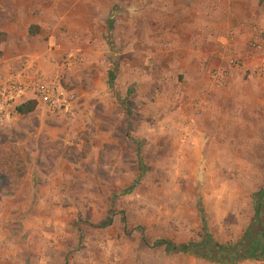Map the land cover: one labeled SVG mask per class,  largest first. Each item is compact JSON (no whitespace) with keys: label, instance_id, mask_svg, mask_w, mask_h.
Wrapping results in <instances>:
<instances>
[{"label":"rangeland","instance_id":"374dc122","mask_svg":"<svg viewBox=\"0 0 264 264\" xmlns=\"http://www.w3.org/2000/svg\"><path fill=\"white\" fill-rule=\"evenodd\" d=\"M15 21L7 79L76 102L3 105L0 264H218L207 236L262 232L264 0H0Z\"/></svg>","mask_w":264,"mask_h":264},{"label":"built area","instance_id":"2783aa9c","mask_svg":"<svg viewBox=\"0 0 264 264\" xmlns=\"http://www.w3.org/2000/svg\"><path fill=\"white\" fill-rule=\"evenodd\" d=\"M223 73L214 72L211 75V82L218 87L225 84ZM0 97L3 103L0 106V114L5 115L6 109L3 106L8 102H16L24 97L31 96L34 100H43L48 110L53 114L65 113L70 106L76 102V95L73 91L65 89L58 79H48L42 72L36 71L32 75H22L10 80H0Z\"/></svg>","mask_w":264,"mask_h":264},{"label":"trees","instance_id":"16d2710c","mask_svg":"<svg viewBox=\"0 0 264 264\" xmlns=\"http://www.w3.org/2000/svg\"><path fill=\"white\" fill-rule=\"evenodd\" d=\"M30 33L32 34L34 31L30 30ZM4 37L5 35L0 34V42L3 41ZM37 107L38 101L30 100L17 107L16 111L18 114L25 116L32 114ZM4 180V177L0 175V196H14L16 189H13L14 187H9ZM262 209L264 210V208L260 207L259 211ZM260 212L256 214L255 220H261V214L263 215V213ZM262 226V232H258L256 236L249 235L244 238L243 243L230 248H225L215 243L210 236H207L204 240L205 245L203 246L206 250V256L209 257L211 261L218 264H237L245 261H260L264 259V224ZM255 228V224H253L252 231H254Z\"/></svg>","mask_w":264,"mask_h":264},{"label":"crops","instance_id":"0c3cea01","mask_svg":"<svg viewBox=\"0 0 264 264\" xmlns=\"http://www.w3.org/2000/svg\"><path fill=\"white\" fill-rule=\"evenodd\" d=\"M212 23H213V25L217 24V22L215 23L214 21ZM17 25H18V23L15 21L14 23L13 22L8 23V25L7 24L2 25L1 26L2 29L0 28V32L4 33V35H5L3 41L0 42V53H3V56H4L3 58H0V75L7 73L5 76V79H7L9 77V74H10L9 70L12 69V62H9L7 57L9 55H15V53L13 54V51H10V48H12V46H14L16 44L15 42H17L19 40V39H17V38H19L18 31H17ZM211 30H212V32H215V30H216V32H219L218 28H216V27H212ZM24 73H26V74H24ZM21 74L29 75L27 73V71H22ZM27 98L29 99V101H30V99L34 100L31 96H28ZM202 101L205 102L204 98ZM41 103H43L41 100L38 101V107L40 106ZM43 105H44V103L41 106H43ZM15 112L17 113L16 109H15ZM240 264H242V263H240ZM243 264H264V259H262L260 261H245Z\"/></svg>","mask_w":264,"mask_h":264}]
</instances>
